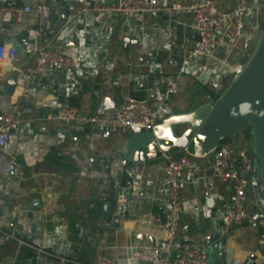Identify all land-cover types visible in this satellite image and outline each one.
<instances>
[{"label":"crops","instance_id":"0c3cea01","mask_svg":"<svg viewBox=\"0 0 264 264\" xmlns=\"http://www.w3.org/2000/svg\"><path fill=\"white\" fill-rule=\"evenodd\" d=\"M36 1L0 0V4L33 5ZM116 1L75 0L69 6L67 0H49L58 21L50 33L44 30L34 36L29 49L17 54L12 64L19 76L26 75L34 68L35 50L42 43L72 57L75 68H44L26 90L19 88L6 96L2 88L9 64L0 63V112L16 101L34 108L12 131L2 150L0 264H90L101 253L116 257L119 264L123 254L130 255L136 246L152 244L150 238L165 251L167 231L156 222L158 217H167L169 207L164 156L126 169L133 178V191L125 202H117L119 224L112 227L100 220L94 196L107 187L103 162L120 155L132 142L134 132L99 131L91 125L56 122L46 116L69 105L86 114L108 113L128 96L149 101L160 118L194 111L207 102V95L218 98L222 94L226 79L238 70L240 59L253 54L264 33V0H218L224 10L237 3L248 7L243 34L234 44L220 40L215 50L190 57L199 40L190 16L161 11L137 16L111 13L97 19L96 6ZM174 1L191 4L199 0H158L163 5ZM38 22L35 13H28L21 23L9 28L0 16V41L12 44L17 30ZM168 73L181 76L178 89L170 95L160 81V76ZM222 147L237 152L238 137L229 138ZM10 159L21 167L6 172ZM210 161L193 182L182 184L179 237L205 245L208 236L219 233L227 236L225 264H264L257 228L245 225L227 234L221 232L231 183L220 182ZM36 200L40 210L29 217L27 207ZM248 208L264 215V184L255 170L250 174ZM15 215L24 226L22 230H11ZM13 232H21L25 238L15 244L8 240ZM21 241L39 244L43 251ZM61 257L76 262L64 263ZM216 260L213 251L212 264H218ZM129 264L148 263L129 259Z\"/></svg>","mask_w":264,"mask_h":264},{"label":"built area","instance_id":"2783aa9c","mask_svg":"<svg viewBox=\"0 0 264 264\" xmlns=\"http://www.w3.org/2000/svg\"><path fill=\"white\" fill-rule=\"evenodd\" d=\"M94 10L99 20L111 13L137 16L167 11L188 15L195 22L199 36L190 54V57H194L199 53L215 50L220 40L229 44L236 43L243 34L248 7L244 3H237L234 7L224 10L218 5V0H199L191 4L174 1L168 5L160 4L158 0H117L106 6H96ZM49 12V0H37L33 5L0 4V16L5 24H19L28 13H35L38 16L40 28L32 31L34 36L44 31L45 18ZM28 49L29 44L26 47V50ZM16 56V48L12 44L0 45V63L12 65ZM75 65L74 59L69 55L52 49L49 44L40 43L35 50L34 68L25 77L17 79V89H22V92L26 90L33 78L44 68L63 71L75 68ZM241 67L239 65L238 69ZM180 77L178 73L160 76L167 95L178 89ZM33 111L32 106L16 101L10 109L0 112V164L4 159L2 150L9 143L12 131L17 129L24 122V117ZM46 117L56 122L91 125L99 131L128 132L133 131L134 128L148 127L160 119V114L149 101L128 96L108 113L86 114L79 107L69 105L47 114ZM238 145L237 152L222 146L218 147L214 150L212 158L194 155L189 150L164 154L169 207L167 217L164 219L158 217L156 222L164 226L167 231L165 251L156 245L141 244L136 246L130 255L126 253L123 257L148 264H207L206 245L185 242L179 237L178 232L183 211L182 184L193 182L202 170L209 167L210 159V167L220 182L231 183V195L222 217L221 232L227 234L237 226H252L259 231L258 244L264 246V215L251 213L248 208L250 174L255 170L258 158L253 152L250 139H247L245 134ZM20 167V162L10 159L6 165V172ZM126 200V195L119 194L117 197V202ZM20 244L43 251L39 244L27 241H21ZM60 260L64 263L76 262L67 257H61ZM90 264H117V258L101 253L95 262Z\"/></svg>","mask_w":264,"mask_h":264},{"label":"water","instance_id":"95a60500","mask_svg":"<svg viewBox=\"0 0 264 264\" xmlns=\"http://www.w3.org/2000/svg\"><path fill=\"white\" fill-rule=\"evenodd\" d=\"M90 1V0H86ZM75 0H67L72 6ZM69 12L68 9L65 10ZM59 15L50 10L45 18V31L52 30ZM12 24V23H11ZM5 24L7 27L13 25ZM40 24L19 29L11 40L17 54L25 50L28 44L35 41L32 31L39 30ZM199 38V36H198ZM4 42L0 41V45ZM242 66L231 74L222 86V94L218 98L207 95V102L191 112L174 113L165 118H160L148 127L134 128V137L128 147L121 151L115 158L103 162L107 167V187L98 191L94 199L98 201L100 208V220L117 227L119 216L115 214L119 194L130 197L133 178L127 172L132 164L146 161H154L166 153H179L189 150L197 156L212 158L214 150L231 137H238V144L242 142L245 130L251 128L253 138V152L258 158L256 173L264 184V33L258 39L256 48L251 56L240 59ZM9 76L6 78L2 92L6 96H12L17 89L18 73L14 67L6 68ZM65 122V121H63ZM109 131V130H107ZM95 204L91 205L93 209ZM40 210V201L36 200L28 205V216L33 211ZM3 208L0 207V213ZM17 215L12 217L11 230L23 229L18 223ZM25 235L21 232H13L8 240L15 244L23 240ZM152 245H156L150 238ZM227 236L219 233L210 235L206 239V249L210 254L207 264H212V252H217V263L225 264ZM119 264H129L127 258L120 259Z\"/></svg>","mask_w":264,"mask_h":264},{"label":"rangeland","instance_id":"374dc122","mask_svg":"<svg viewBox=\"0 0 264 264\" xmlns=\"http://www.w3.org/2000/svg\"><path fill=\"white\" fill-rule=\"evenodd\" d=\"M246 130H247V132L250 134V127H248ZM246 138H247V139H250V141H251V143H252V146H253V138H252V136L248 135ZM224 142H226V141H224ZM224 142H223V143H224ZM223 143H222V144H223ZM221 146H222V145H221ZM221 146H220V147H221Z\"/></svg>","mask_w":264,"mask_h":264},{"label":"trees","instance_id":"16d2710c","mask_svg":"<svg viewBox=\"0 0 264 264\" xmlns=\"http://www.w3.org/2000/svg\"><path fill=\"white\" fill-rule=\"evenodd\" d=\"M245 135H246V137H247L248 135L251 136V128H250V134L247 132V130H245Z\"/></svg>","mask_w":264,"mask_h":264}]
</instances>
